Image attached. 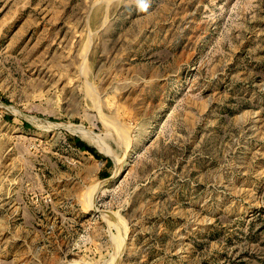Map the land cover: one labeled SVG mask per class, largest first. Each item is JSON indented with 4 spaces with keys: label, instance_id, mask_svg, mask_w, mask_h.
<instances>
[{
    "label": "rangeland",
    "instance_id": "obj_1",
    "mask_svg": "<svg viewBox=\"0 0 264 264\" xmlns=\"http://www.w3.org/2000/svg\"><path fill=\"white\" fill-rule=\"evenodd\" d=\"M0 264H264V0H0Z\"/></svg>",
    "mask_w": 264,
    "mask_h": 264
},
{
    "label": "bare ground",
    "instance_id": "obj_2",
    "mask_svg": "<svg viewBox=\"0 0 264 264\" xmlns=\"http://www.w3.org/2000/svg\"><path fill=\"white\" fill-rule=\"evenodd\" d=\"M121 160V159H120ZM125 160V159H124ZM123 162V159H122V161L121 162H119L120 163V165H121V163Z\"/></svg>",
    "mask_w": 264,
    "mask_h": 264
}]
</instances>
